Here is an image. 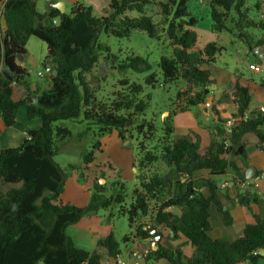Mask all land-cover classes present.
Returning a JSON list of instances; mask_svg holds the SVG:
<instances>
[{
  "label": "trees",
  "instance_id": "trees-1",
  "mask_svg": "<svg viewBox=\"0 0 264 264\" xmlns=\"http://www.w3.org/2000/svg\"><path fill=\"white\" fill-rule=\"evenodd\" d=\"M39 1L0 0L2 119L11 128L18 124L19 110L25 108L28 119L41 120L39 129L28 131L22 150L21 147L0 150V182L11 186L6 192L0 191V264H103L104 253L119 257L121 242L113 233L99 240L96 251L87 252L77 248L66 232L83 218L113 205L118 206V215L126 217L129 223L130 231L123 243L149 238L156 223L165 224L174 234L181 233L195 247L194 254L187 257L180 248L159 244L151 258L170 264H259L262 259L259 251L264 249L262 218L254 214V222L247 224L235 241L213 239L209 233V209L216 205L222 210L214 177L232 170L240 183L246 182L235 161L247 160L244 140L248 134H255L264 143V111H250L249 90L233 80V117L241 121L230 135L226 134L227 120L215 107L213 111L219 119L209 147L201 148L198 139L193 142L175 135L174 116L204 105L215 85L211 71L203 66L212 64L225 51L217 42L197 50L198 21L188 9V0H108L112 12L102 16H96L92 6L81 2H76L70 13L56 9L40 12ZM263 3L264 0H259L256 8L260 9ZM151 6L157 7L159 13L149 14L147 9ZM210 8L214 33H231L243 40L250 51L264 45V34L256 39L250 33V29L264 33V22L250 18L247 0H211ZM132 11L138 17L127 15ZM58 15L62 18L59 27L54 23ZM134 32H143L156 40L166 37L173 48L170 58L160 60L161 80L151 73L153 66L148 60L138 55L127 57L118 66L121 72L151 73L146 85L152 88L158 84L163 88L176 86L170 114L162 121V134L158 137L155 120L146 118L148 101L137 100L143 90L141 86L132 84L131 94H118L109 105L97 104L86 78L103 53H108L109 60L119 59L102 44V34L125 39ZM32 37L47 45L44 66L50 62L58 71L56 76L49 73L52 86L42 92H32L29 72L18 64V57L27 54ZM4 71L13 79H8ZM15 84L27 93L18 101L13 99ZM122 84L128 85L127 80ZM146 98L150 100V95ZM81 117L98 128L99 137L116 131L124 140L127 134L133 139L134 133L142 138L137 166L140 183L133 191L130 205H126L125 185L121 183L117 184L120 186L117 194L111 197L105 196L104 185L94 184V193L85 206L62 202L66 174L55 157L61 144L73 135L59 123ZM100 147L101 142L97 141L84 154L85 165L94 162ZM157 163L163 164L164 174L151 170ZM202 171H209V176H199ZM203 187L209 188V197L201 192ZM260 200L253 186L238 194L244 207ZM169 208H178L181 214H169ZM223 213L225 224L231 225L228 212ZM145 218L152 222L149 229H145Z\"/></svg>",
  "mask_w": 264,
  "mask_h": 264
},
{
  "label": "rangeland",
  "instance_id": "rangeland-1",
  "mask_svg": "<svg viewBox=\"0 0 264 264\" xmlns=\"http://www.w3.org/2000/svg\"><path fill=\"white\" fill-rule=\"evenodd\" d=\"M52 2L53 0H49ZM68 5V12L77 2V0H66ZM211 0H188V9L194 18L197 19L195 31L198 34L197 50H201L206 44L210 42H217L219 45L225 47L222 55L213 64L216 69H233L248 73L249 60L254 61L247 56L248 45L239 37L228 32L216 34L212 30L211 17ZM79 2L92 6L96 16L106 15L108 6L103 5L104 1L100 0L95 4L80 0ZM259 0H247V6L250 9L249 16L252 20L263 21L264 12L256 8ZM47 3L40 0L38 2L39 11H45ZM148 13L151 15L158 14V8L155 6L148 7ZM260 10V11H259ZM106 13V14H105ZM130 17H138L135 11L128 12ZM159 17H156L158 20ZM251 34L259 37L263 32L259 29H250ZM262 37V36H260ZM102 44L110 48L111 54L119 57L117 61L107 59L108 53H103L97 63L95 69L86 76L89 86L95 96V103L97 104H111L118 94H131L132 84L139 85L143 88L137 100L148 101V113L146 118H153L158 129L157 137L162 133V121H164L170 114L169 108L176 96L177 88L175 85H169L166 88L159 84L155 88L146 85V79L149 74L155 73L157 80H161V73L159 63L162 57H171L173 55V48L166 37L160 40L152 39L143 32H134L129 38L116 39L112 36L102 34L100 37ZM27 50L29 54L22 57V62L26 64L29 69L30 76L28 82L35 87L38 83L43 84L47 78L46 68L43 66L42 59L47 54V45L43 41L32 37L28 44ZM138 55L148 60L153 66L151 73H135L132 70L121 72L119 69V62L129 56ZM41 60V62H40ZM38 62V64H37ZM261 68L260 75H254L255 82L262 85L264 81V62L258 63ZM37 65V68L35 69ZM43 78H42V77ZM250 76V74H249ZM127 80L128 85H123L122 82ZM180 86H184L183 83ZM16 89V88H15ZM25 90V89H24ZM150 95V100L146 98ZM15 99H18V90H15ZM69 128L72 132V137L61 144V151L55 157V161L59 164L66 174L65 193L62 197L67 204H75L84 206L90 201L94 193V184L99 183L105 186V196L111 197L117 194L121 183L125 185L126 205H130L132 201V194L136 187L139 186L138 169L136 173L133 167L138 168V159L140 155L139 143L142 141L136 133L133 134V139L130 135H126V140L120 138L118 133L114 131L112 134H107L99 137L98 128L90 125L81 117L77 121H65L59 123ZM90 128V129H89ZM97 141L103 145L102 152H96L95 163L85 165L83 156L91 150V147ZM126 142V146L122 143ZM154 146L151 145V148ZM100 163L111 165V173L102 167ZM71 166H74L72 168ZM151 170L164 174L166 169L162 163L155 164ZM120 172V175L118 174ZM82 224L91 226L97 231L101 238L108 237L114 234L115 237L122 242L124 236L129 231V223L126 217L118 215V206L113 205L108 210H101L97 214L85 217L80 222ZM100 238V239H101ZM77 247V246H76ZM80 249V248H79ZM98 249V245H97ZM96 249V250H97Z\"/></svg>",
  "mask_w": 264,
  "mask_h": 264
},
{
  "label": "crops",
  "instance_id": "crops-1",
  "mask_svg": "<svg viewBox=\"0 0 264 264\" xmlns=\"http://www.w3.org/2000/svg\"><path fill=\"white\" fill-rule=\"evenodd\" d=\"M85 1L96 5V2H99L100 0ZM103 1V5L108 6L109 8L110 2L108 0ZM43 2L47 3V7L45 11L42 12H46L50 9H56L58 11H60L59 9H65L64 13H69L67 11L68 3L66 0H53L52 2H50L49 0H43ZM260 10L264 12V3L261 5ZM111 12L112 11L109 8L106 12L107 14H105L109 15ZM262 22H264V16ZM2 25L4 27V24ZM263 34L264 33H262L260 36H263ZM253 35L256 37V39L261 38L260 36L257 37V35L255 34ZM246 51L248 58L254 60H249L248 73L240 71L236 72L233 69H228L226 71H224L223 69H216L213 64L218 59V56L215 58V61L212 64L203 66L205 69L211 71L213 78L215 79V85L212 87L211 94L206 101L211 104V107L208 108L204 104L198 108H193L183 113H177L173 118L175 135L179 137H188L193 142L198 139L201 148L209 147L212 141V133L214 132V127H216L219 119V115H217L213 111V108L215 107L216 109H218V111L220 112V116L224 120L233 117L235 113V105L232 103L233 88L231 83L233 80H238L241 85L245 86L249 90L252 96L250 111H264V81L262 82V85L257 84L255 82V79L253 78L254 75H257V73H254L249 69L250 65H259L258 63L261 61L264 62V60H262L255 53V51H250L249 48H247ZM222 53L220 55H222ZM27 54H29L28 50ZM27 54L25 56H27ZM46 56L47 54L42 59L43 64ZM18 64L26 68L28 72L34 70L32 67L28 69L26 64L23 63L22 60H18ZM44 67L47 71V64ZM36 68L37 65L35 69ZM52 69H55L54 65H52ZM260 73H258V75H260ZM43 76L48 80H46L43 84L38 83L35 87H32V84H30L32 92H42L51 88L52 80L49 73L47 72V75ZM15 90H18V99L14 98ZM26 95L27 93L22 87L16 84L14 85L13 99L15 101L23 99ZM17 120L18 124L11 128H7L4 124L0 112V150L21 147L24 141L28 138V131L39 129L41 123L40 119H28L26 117L25 108H21L19 110ZM244 141L246 143V151L248 156L247 160L246 162H242L241 160H236L235 162L237 164V167L243 173L244 179L248 181L247 175H251V180L254 181L257 180L260 175H264V143H260L258 137L255 134H248L245 137ZM122 143L126 146V142ZM102 151L103 145L101 143L100 149L96 152ZM95 159L96 153L93 163H95ZM105 164L106 163H100L99 167H105V169H109L108 171L111 173V165L107 166ZM136 169V167H133V171L135 173ZM209 173V171H202L199 176L201 175L204 177H208ZM118 174L120 175V172ZM236 178L237 177L232 170H229L223 176L214 177L215 183L217 184L219 189L218 197L222 205V210H219L216 205H212L209 209L211 223V231L209 233L213 239L227 238L229 241H235L238 234L244 229V227L247 224L254 222V214L259 215L264 221V179L260 181L257 188H254L261 196V200L257 204H253L250 207H244L238 201V194L246 190L249 185L240 183ZM10 187V185H4L0 182V191L6 192ZM201 192L206 197H209L211 195L208 187H203L201 189ZM61 200L64 204H67L63 201L62 198ZM225 211L228 212L232 220L231 225L225 224L223 213ZM168 213L172 215H180L181 210L178 208H169ZM143 221L146 222V224H152V222L148 218H145ZM80 222L68 227L66 231L67 235L72 239L77 248H80L87 252L96 251L98 242L101 238L99 233L95 231L91 226L82 224ZM152 226L154 227L155 234L161 237L160 241H155V235H152L147 239L134 238L132 241L124 243L123 248L121 245L122 253L117 258L121 259L124 264H170L166 260H156L153 257H149L152 256L153 252L158 249L159 244L173 249L180 248L184 255H186L187 257H191L194 254L195 247L187 240L184 235H182L181 233L174 234L165 224L158 225L156 223H153ZM147 252L148 256H145ZM259 254L262 257L259 264H264V249L260 250ZM117 258L110 257L104 253L103 264H117Z\"/></svg>",
  "mask_w": 264,
  "mask_h": 264
},
{
  "label": "built area",
  "instance_id": "built-area-1",
  "mask_svg": "<svg viewBox=\"0 0 264 264\" xmlns=\"http://www.w3.org/2000/svg\"><path fill=\"white\" fill-rule=\"evenodd\" d=\"M77 1H79V0H77ZM249 69L252 71V72H254V73H260L261 72V68H260V66H258V65H256V64H252V65H250L249 66ZM205 106L206 107H211V104L209 103V102H206L205 103ZM246 117V116H245ZM241 121V119L240 118H234V117H230V118H228L227 119V122H226V124H225V128H226V134L227 135H230L231 134V132H232V130L239 124V122ZM264 179V175L262 174V175H260L258 178H257V180H248V181H246V182H243V184L244 185H249V186H253L254 188L256 187H258L259 186V183H260V181L261 180H263ZM150 226L151 225H149V224H146L145 225V229H149L150 228ZM151 234L152 235H155V237H154V239H155V241H160L161 240V237L160 236H157L156 234H155V231L153 230V231H151ZM145 256H148V252L145 254ZM117 264H124L123 263V261L121 260V259H119V258H117ZM137 264H139V263H137Z\"/></svg>",
  "mask_w": 264,
  "mask_h": 264
},
{
  "label": "water",
  "instance_id": "water-1",
  "mask_svg": "<svg viewBox=\"0 0 264 264\" xmlns=\"http://www.w3.org/2000/svg\"><path fill=\"white\" fill-rule=\"evenodd\" d=\"M201 2L203 1V0H200ZM60 10V12L61 13H64V11H65V9H59ZM54 23H55V25L57 26V27H59L60 25H61V23H62V18H61V15H58V16H56L55 18H54ZM254 51H255V53L262 59V60H264V46H262V45H260V46H257L255 49H254ZM18 60H22V57L21 56H19L18 57ZM52 63H50V62H48L47 63V72L48 73H51L53 76H56L57 74H58V71L56 70V69H52ZM4 75L8 78V79H10V80H12L13 78L9 75V73L7 72V71H4ZM23 148L21 147V150H22ZM247 179L248 180H251L252 179V177H251V175H247ZM183 181H185V180H183ZM40 264H43V262H40Z\"/></svg>",
  "mask_w": 264,
  "mask_h": 264
}]
</instances>
